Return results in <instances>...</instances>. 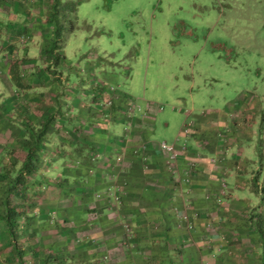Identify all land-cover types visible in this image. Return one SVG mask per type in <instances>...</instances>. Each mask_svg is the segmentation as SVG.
Returning a JSON list of instances; mask_svg holds the SVG:
<instances>
[{
  "label": "crops",
  "instance_id": "0c3cea01",
  "mask_svg": "<svg viewBox=\"0 0 264 264\" xmlns=\"http://www.w3.org/2000/svg\"><path fill=\"white\" fill-rule=\"evenodd\" d=\"M48 6L49 0H0V165L16 162L10 151L20 150L24 158L25 129L52 117L45 155L40 152L30 180L38 187L45 176L39 167L51 154L59 155V163L70 161L69 171L76 172L65 175L74 182L73 197H89L86 209L98 214L86 224L90 245L81 262L264 264V72L257 80L261 91L237 94L230 112L207 111L189 120L178 138L187 132L194 148L172 146L171 159L161 144L145 139L148 118L132 119L123 105L112 114L107 107H83L87 93L81 96L80 86L90 80L91 68L84 76L63 49L56 74L47 71L42 50L50 36ZM126 121L128 130L111 129ZM80 146L81 157L73 153ZM185 214L192 216L189 234L176 228ZM125 222L130 234H124ZM125 240L136 247L125 249Z\"/></svg>",
  "mask_w": 264,
  "mask_h": 264
},
{
  "label": "rangeland",
  "instance_id": "374dc122",
  "mask_svg": "<svg viewBox=\"0 0 264 264\" xmlns=\"http://www.w3.org/2000/svg\"><path fill=\"white\" fill-rule=\"evenodd\" d=\"M79 1L77 29L64 36L63 49L66 60L85 71L84 76L91 68L90 80L85 77L86 84L80 86L81 94L87 93L83 107L108 108L112 114L123 105L132 119L148 118L151 134L145 139L150 143L193 150L190 134L178 138L189 120L207 111L228 113L237 94L261 91L257 80L262 75L259 72H264L260 56L264 52V0ZM99 92L103 96L95 95ZM124 124L111 129L120 134L130 128L128 121ZM19 151H10L11 155L16 152V162L0 165V213L9 182L3 170L15 175L19 158L23 159ZM50 156L39 167L45 176L38 187L28 177L18 194L9 197L11 207L22 211V216L15 223L13 240L0 222V264H17L13 247L22 253L23 264H86L81 262L90 245L84 239L85 227L98 214L86 209L89 197H73L74 182L65 175L76 172L69 171L70 161L59 163V155ZM47 199L51 202H45ZM65 201L71 204L64 205ZM184 217L176 228L189 234L194 230L192 216ZM128 225L122 226L124 234L131 233ZM65 239L67 242H60ZM125 244V249L136 247L128 240ZM145 257L149 260V250Z\"/></svg>",
  "mask_w": 264,
  "mask_h": 264
},
{
  "label": "trees",
  "instance_id": "16d2710c",
  "mask_svg": "<svg viewBox=\"0 0 264 264\" xmlns=\"http://www.w3.org/2000/svg\"><path fill=\"white\" fill-rule=\"evenodd\" d=\"M80 4L81 1L79 0L64 2L62 0H49V6L46 13V24L50 29V36L43 46L42 54L47 63V71L52 75L56 74L55 69L61 60L60 52L63 50L64 36L73 34L77 29L75 14ZM51 122L52 117L50 116L37 129L27 127L25 129V141L23 142L25 156L21 161L19 168L16 169L14 176L9 174V169L3 170V177L9 178V182L7 183L4 197L2 199L0 222H2L5 227L4 230L11 240L15 237V223L22 216V211H17L11 207L9 197L12 194H18L19 188L25 185L26 178L31 177L33 173L37 171L35 163L38 162L39 153L42 151V146L49 136L48 131ZM73 153L76 156L81 157L83 154V147L80 146L75 148ZM13 166H16L15 163ZM80 173L83 175L82 171H80ZM82 184H84V182ZM58 187H60V185H58ZM68 196L70 197V195ZM82 213L84 214V212ZM13 251L14 255H16L17 264H23L21 260L22 253L15 247H13Z\"/></svg>",
  "mask_w": 264,
  "mask_h": 264
},
{
  "label": "built area",
  "instance_id": "2783aa9c",
  "mask_svg": "<svg viewBox=\"0 0 264 264\" xmlns=\"http://www.w3.org/2000/svg\"><path fill=\"white\" fill-rule=\"evenodd\" d=\"M160 147H161V149L164 152H166V153H172L171 154L172 155L171 159H173V157H174L175 154H174V148L172 146L171 147H168L165 144H161Z\"/></svg>",
  "mask_w": 264,
  "mask_h": 264
}]
</instances>
